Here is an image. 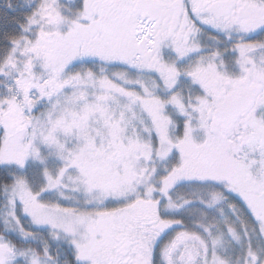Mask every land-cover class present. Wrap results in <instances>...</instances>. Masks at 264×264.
Returning a JSON list of instances; mask_svg holds the SVG:
<instances>
[{"label": "snow or ice", "instance_id": "1", "mask_svg": "<svg viewBox=\"0 0 264 264\" xmlns=\"http://www.w3.org/2000/svg\"><path fill=\"white\" fill-rule=\"evenodd\" d=\"M0 264H264V0H0Z\"/></svg>", "mask_w": 264, "mask_h": 264}]
</instances>
